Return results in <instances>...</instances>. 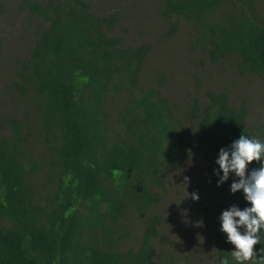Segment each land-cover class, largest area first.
<instances>
[{"label": "trees", "instance_id": "1", "mask_svg": "<svg viewBox=\"0 0 264 264\" xmlns=\"http://www.w3.org/2000/svg\"><path fill=\"white\" fill-rule=\"evenodd\" d=\"M95 1L10 3L24 15L27 41L9 67L17 113L0 110V264L180 263L167 250L160 218L146 215L166 192L170 167L193 153L204 197L192 209L211 232L214 264L223 257L237 264L220 217L232 205H251L242 190L230 191L234 173L217 186L216 160L241 135L262 143L264 135L248 126L245 104L233 107L223 93L208 92L204 101L193 93L183 110L162 95L161 80L140 86L150 46L125 45L116 29L122 10L109 13L111 0ZM154 3L169 35L178 32L175 20L185 21L191 48L208 62L264 83L259 0ZM259 167L252 162L249 172ZM131 214L143 232L137 249L124 253L122 222ZM255 250L264 253V238Z\"/></svg>", "mask_w": 264, "mask_h": 264}, {"label": "rangeland", "instance_id": "2", "mask_svg": "<svg viewBox=\"0 0 264 264\" xmlns=\"http://www.w3.org/2000/svg\"><path fill=\"white\" fill-rule=\"evenodd\" d=\"M4 0L5 12L0 17V110L7 114L17 113L11 107L7 86L12 80L9 67L19 57L17 50L25 48L26 37L23 32L24 15L11 9ZM113 1H115L113 3ZM109 13L119 10L120 22L117 33L127 46L147 44L150 54L142 68L139 85L149 87L162 81L160 92L179 108L186 106L193 93L201 101L208 92L223 93L228 103L239 107L244 103L248 110V126L254 127L264 135V83L255 76L239 77L235 70L220 69L212 65L201 51L190 46L192 31L183 20L177 21L178 32L168 34L167 23L158 17L154 0H111ZM98 5V2L94 0ZM13 6V5H12ZM9 7V8H8ZM124 7V9L119 8ZM258 10L264 15V0H259ZM99 12H104L100 10ZM98 12V13H99ZM6 92L7 95H3ZM185 107L183 108V110ZM171 166L165 174L168 180L166 192L161 196L159 205L146 217L156 214L161 221V234L167 238V250H171L180 260L177 264H214L211 232L197 226L201 220L195 215L191 193H197L203 200L204 188L201 175V158L196 153ZM185 177L188 182L185 184ZM44 175L38 174L35 182L40 186ZM127 239L119 246L120 252L136 250L143 232L141 221L131 214L122 222Z\"/></svg>", "mask_w": 264, "mask_h": 264}, {"label": "clouds", "instance_id": "3", "mask_svg": "<svg viewBox=\"0 0 264 264\" xmlns=\"http://www.w3.org/2000/svg\"><path fill=\"white\" fill-rule=\"evenodd\" d=\"M254 161L260 167L249 172V165ZM216 163L219 165L215 171L219 177L217 186L234 173L238 179L232 182L230 191L234 194L242 190L244 199L251 205L243 210L232 205L221 214V231L227 235V242L234 245L231 256L237 264H264V253L255 250L264 238L261 235L264 232V143L241 135L229 147L219 150ZM221 172L223 175H220ZM187 182L185 177L184 183ZM189 195L194 201L199 200L197 193ZM197 226H203V220ZM220 264H229L228 257H223Z\"/></svg>", "mask_w": 264, "mask_h": 264}]
</instances>
